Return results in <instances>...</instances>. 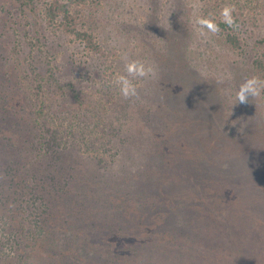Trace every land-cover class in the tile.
I'll return each mask as SVG.
<instances>
[{"label": "trees", "instance_id": "trees-1", "mask_svg": "<svg viewBox=\"0 0 264 264\" xmlns=\"http://www.w3.org/2000/svg\"><path fill=\"white\" fill-rule=\"evenodd\" d=\"M20 1L27 13L35 0ZM90 1L42 0L41 11L46 22L56 27V34L86 48L87 63L113 61L108 68L116 76V63L121 62L124 49L104 43L92 28L86 19ZM226 5L234 6L238 27L220 23L218 35L200 37L195 17L211 16L219 23ZM154 9H160V15L152 22L156 28L151 35L159 44H149L150 32L142 30L135 35L144 40V48L134 46L149 55L145 61L155 65L157 75L140 80L142 95L133 106L121 110L127 119L116 133L110 107L102 112L99 103L84 98L79 108L71 105L64 111L70 95L57 96L48 77L38 72L30 57L36 45L45 53L40 43L46 45L43 37L47 39L49 31L28 28L23 34L30 49L23 41L11 49L18 69L28 78L24 83L31 91L28 100L39 107L31 121V125L36 122L38 136L43 137L40 119L63 103L71 127L67 140L63 134L53 138L63 141L52 155L60 161L51 158L41 163V159L38 165L63 170L61 159L68 155L77 159L83 148V166L101 165L97 172L86 169L100 191L89 199L77 198L84 203L79 209L73 203L34 206L31 198L25 200L29 215L41 219L39 231L27 220L25 210L23 216L12 215L8 239L14 241L17 253L3 255L0 250V264H43L44 260L45 264H225L234 258L245 264L246 260L264 264V95L248 105L233 106L235 92L246 78L264 79V0H160ZM130 24L139 27L135 21ZM124 36L118 32L117 38L124 40ZM217 62L227 65L223 76L208 65ZM97 66V72L103 70L101 64ZM50 77L61 81L55 72ZM98 93L113 105L121 98L114 81ZM94 107L98 110L93 116H101L97 126L91 123ZM82 116L90 118L85 127L91 126L84 135L75 126ZM64 127L56 125V132L65 131ZM53 139L45 138L46 144ZM102 147L107 150L105 157ZM40 171L33 174V180L44 178ZM25 181L28 186L32 179ZM13 194L0 198V216H7L9 207L3 205L10 203Z\"/></svg>", "mask_w": 264, "mask_h": 264}, {"label": "rangeland", "instance_id": "rangeland-1", "mask_svg": "<svg viewBox=\"0 0 264 264\" xmlns=\"http://www.w3.org/2000/svg\"><path fill=\"white\" fill-rule=\"evenodd\" d=\"M159 1L160 0H157V2ZM157 2L155 0H91V6L88 7L89 10L87 14V17L89 15L90 17H86V19H89L92 28L96 29L101 37L104 38V43L106 42L109 46L115 44L118 47H122L124 49V56L127 55L130 59H141L145 61V56L149 55L145 51L138 52V50H135L134 45L139 44L144 48V40H139L137 38V35L143 32L142 30H144L146 34L150 32V36L147 34V37L150 39H148L150 42L149 44L154 42L159 44V39H154L151 35L152 32H154V28H156L153 26L152 22H154L157 15H160V9H154ZM21 4L20 0H0V138L2 139L0 143V147L2 148L0 149V198L6 199L11 192H14L10 198V203L7 202L3 205L4 208L9 207L8 210H6L8 212L7 216H0V250H2L3 255H16L17 253L14 241L8 239L12 237L11 226L13 225V221L10 220L12 215H16L17 213L22 215L24 214L22 212L25 210L24 215L29 218L27 220L30 224L32 220V224L36 226V230L39 231L40 226L38 221L41 219L29 215L28 210L25 209L29 208V203L26 205L25 200L31 198L29 201H32L34 206L38 203L52 202V204L61 203L66 207L73 203L76 209H79L81 208L79 206L84 203L81 199L77 200V198H82L84 196L89 199L100 191L99 183L94 180L91 172H89L90 174L86 172V169L96 170L97 172L100 170L99 168L101 165H99L98 162H89V164L83 166L85 163L83 160L85 156L83 155L86 153V150L83 148H81L80 153L75 155L79 158L74 159L72 156L68 155L61 159V161L64 162L63 170L61 166H58L57 169L59 171L57 169L53 171L51 165L49 170L46 167L42 169L37 163V160L41 159V163L42 161L50 162L52 159L54 162L60 161L57 155L53 158L52 155L54 148L58 146V143L61 146L63 141H56L53 138H59L63 134L65 140H67L71 134V127L66 123L65 117L67 115H65L64 111H67V108L71 105H73V107L74 105L75 107L78 106L79 108L84 98L91 100L95 105L99 103V108H102V112L106 113V110L110 107V110L113 111V116H111V118L114 121L113 126L116 133L117 128L120 126L119 124L127 119L125 118L127 116H125L124 112H121V110L133 106L136 102L135 97L125 100L122 96L115 105L109 103L106 99L101 100V95L98 93L99 89L106 83L110 85L117 77V75L111 74L108 68L111 64L109 62L113 61H103L95 65L87 63L88 51L86 48L81 46L79 42H73L68 37L63 38L59 33L56 34V27H52L46 22L44 14H42L41 11L43 5L42 0H35L33 3H29L30 7L27 8V13L23 11ZM159 4L162 6L161 3ZM187 10L190 12L191 8ZM148 12H150L149 16H151V23L149 22L147 25L145 17L148 15ZM184 12L187 14L186 9H184ZM28 20L34 25L31 26ZM84 21L82 20V23H84ZM130 21H135L139 27L135 24H130ZM159 22L161 21L159 20ZM159 22L157 26H161ZM261 25L263 27V22H261ZM39 26H41V28H39ZM28 28L32 30L38 28L49 31L47 34L48 38L46 39L43 37L44 41H46V45L40 43L42 48H46L45 53L40 52L38 50L39 45L35 44V50L37 51L34 53V56L32 54L30 58L36 62L35 65L38 67V72L48 77L49 86L57 96L61 94L66 95L67 93L70 95L68 96V100L65 101L64 111H62L64 106L63 103L55 107L53 113H47L48 115L46 117L43 116V118L40 119L42 123L40 131L41 134H43L41 138L37 134L38 131L34 130L36 129V122L34 121L31 125V121L35 120L37 116L36 110L39 107L35 106L33 102H29L27 95L31 93V91L29 86L26 88L27 85H25L27 84L25 83V79L27 80L28 78H25L24 75L21 74L20 69H18L16 65L17 61H15V57L11 52L14 45L22 41L24 47L27 45L28 49H30L29 42L25 41L23 34ZM118 32L125 34L124 40H119L117 38ZM139 45L137 46L139 47ZM46 46H50L52 49ZM22 54L24 57L26 55L25 51H23ZM230 55L227 57H230ZM122 57L120 59L121 62L118 61L116 63L119 74H124V61ZM89 60L91 61V59ZM100 64L103 70L99 68L97 72V65ZM208 65L221 76L228 70L227 65L218 62ZM54 72L61 78L59 83L55 82L50 77V74ZM21 81L23 84L25 83L26 89L22 90L23 86ZM134 83L137 88L142 85L140 79L135 80ZM83 89L86 91L85 93ZM138 92V98H140L142 90ZM82 94H85L84 97L79 98L78 95L80 96ZM160 100L163 101L162 99ZM94 109L96 111L92 113L91 123L97 126L100 124L101 116L98 115V117H94L93 114H97L98 110L95 107ZM82 117L84 119L79 117L75 125L82 128V131L79 133L80 135H84L85 129L87 130L91 127H85L88 125L86 122L88 119L90 121V118L88 116L87 118L84 116ZM56 125H64L66 130L56 132ZM119 135L122 134L119 133ZM45 138L53 139L52 143L46 144ZM50 145L53 147L50 148ZM102 149H104L105 157L107 150L105 147H102ZM8 171H11V173H8ZM39 171L40 176L44 178L41 180H33V174L39 173ZM51 171L52 174L50 175ZM27 178L32 179V182L28 183V186L25 181ZM14 188L18 190V193L17 191L15 192ZM31 195L36 196L32 197ZM89 203L92 202L89 201ZM16 210L17 212H15ZM16 223H18V221H16L15 224ZM41 229L44 231L46 227L41 226ZM18 248L19 245H17V250ZM236 259L237 258H234V262L231 263H228L226 259L225 264H245L239 259ZM43 262V264H45V260ZM246 262L247 264L250 263L248 260H246ZM50 264L53 263L50 262Z\"/></svg>", "mask_w": 264, "mask_h": 264}, {"label": "clouds", "instance_id": "clouds-1", "mask_svg": "<svg viewBox=\"0 0 264 264\" xmlns=\"http://www.w3.org/2000/svg\"><path fill=\"white\" fill-rule=\"evenodd\" d=\"M234 11V6H224L220 11L219 23L211 16L197 15L194 19V25L198 35L205 39L209 35H218L221 31L220 23L230 28L238 27L233 15ZM122 59L124 61V74L117 75L114 83L119 87L120 94L125 100L138 98L139 92L134 81L155 78L157 69L155 65L141 59H130L127 55ZM261 95H264V79L255 75L250 76L236 90L233 106L248 105L253 99Z\"/></svg>", "mask_w": 264, "mask_h": 264}]
</instances>
